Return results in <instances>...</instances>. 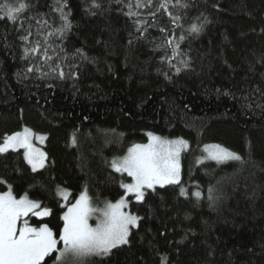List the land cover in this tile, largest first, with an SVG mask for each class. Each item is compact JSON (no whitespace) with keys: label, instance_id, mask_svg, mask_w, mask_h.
<instances>
[{"label":"trees","instance_id":"16d2710c","mask_svg":"<svg viewBox=\"0 0 264 264\" xmlns=\"http://www.w3.org/2000/svg\"><path fill=\"white\" fill-rule=\"evenodd\" d=\"M99 2L100 8L85 11L90 0H67L72 27L48 39L59 56L49 63L64 68L63 78L47 64V75L27 73L43 58L25 59L31 44L21 39L30 26V41L44 44L51 29L36 19L60 26L53 0H30L34 7L20 15L23 28L0 18V142L25 128L47 138L42 170L33 171L23 151L0 154V177L7 182L0 193L11 185L17 199L27 195L49 208V217H31L30 224H47L59 239L66 211L61 190L70 192V205L86 190L103 208L132 182L113 170L114 158L145 144L149 133L183 139L189 148L180 183L146 191L144 202L129 196L128 210L142 217L129 244L83 264H161L162 256L167 264H264V0H182L187 7L168 8L180 17L177 23L159 9L161 0L132 18L116 0ZM136 19L147 21L143 35ZM193 23L203 25L198 35L188 31ZM173 37L180 43L172 60L179 73L167 63L172 47L166 39ZM207 145L227 148L241 160L204 161ZM56 256L43 264H55Z\"/></svg>","mask_w":264,"mask_h":264},{"label":"snow or ice","instance_id":"6c2138e0","mask_svg":"<svg viewBox=\"0 0 264 264\" xmlns=\"http://www.w3.org/2000/svg\"><path fill=\"white\" fill-rule=\"evenodd\" d=\"M116 3L126 7L128 11L125 15L132 18L141 15L139 9L151 7L153 0H128L127 3H125V0H116ZM169 5L182 8L188 6L182 0H175V3H173V0H161L158 7L168 12ZM101 6L99 0H90V4H86L85 11L98 9ZM32 7L34 5L30 3V0H21L16 5L0 4V12L4 14L0 18H6L14 24L19 22L23 28L24 24L20 20V15L26 13ZM50 8L52 12L58 14L61 21L59 27L52 28L47 19L31 17V19H36V24L41 28L49 26L51 29L45 35L44 44L42 45L39 40L30 41V37L33 35L30 26L25 29L26 35L21 37L26 44H31L30 48L27 46L24 48L25 59L34 55H41L43 58V64L29 66L26 68V72L32 73L35 71L47 75L48 73L42 71L44 65L47 64L51 72H55L63 78L65 76L64 68L60 64L52 66L49 63L54 59H58L59 56L56 48L48 43V39L54 36L63 37L71 29L72 24L69 19L71 10L67 0H53ZM134 8L136 10H133ZM65 9L68 10L65 11ZM151 15L155 17L156 12H152ZM168 15L173 23L180 20L179 16H173L171 12H168ZM134 23L137 25L136 31L141 32V35H143L142 29L146 31L144 25L147 21L136 19ZM204 23H207L206 18ZM202 26V24L193 23L188 31L198 35L202 30ZM160 31L165 32L166 30L161 28ZM174 39L175 37L166 39L167 45L172 47V56L167 59V63L175 68L176 73H179L181 67L172 64V60L180 55V43L177 41L174 44ZM179 40H184V36H180ZM49 51L53 55H49ZM77 53L87 59L82 50L78 49ZM63 59H66V57ZM179 63L184 68L189 66L185 60H180ZM148 135L152 143L135 145L129 149L127 156L114 158L110 162V166L115 172L127 173L128 176L133 178V183L124 184L122 187L126 193L132 194L137 202H144L147 195L146 190L155 191L157 185L164 187L165 185L180 183V153L188 148V142L183 139L165 141L151 133ZM31 136L32 132L27 128L23 132L6 136L0 143V154L23 148L25 149L24 158L31 165L32 170L36 171L38 167L42 168L47 158L46 154L33 148ZM40 138L44 139V137ZM72 143H76L75 135L72 137ZM204 151L207 153L205 159L214 160L217 163L241 160L238 154L220 145L207 146ZM6 183L0 177V184ZM187 194V189L181 187L180 195L187 196ZM195 196L199 198L201 193L197 191ZM64 198L66 199V196ZM127 208L128 200L126 196H122L115 203L105 202L103 208H96L92 205L91 198L85 190L63 216L64 227L59 239H57L56 234L47 224L39 228L31 227L25 219L22 226L18 227L22 217H27L30 213L33 216L44 217L51 215V210L47 207L41 209L40 202L30 200L27 195L17 199L11 191V185H8V190L0 194V264H43L45 257L52 253H58V256L53 257L55 264H83L87 257L109 256L112 254L113 249L129 244L131 229L138 227L142 220L141 216L126 211ZM95 214H98L97 224L93 227L89 224V219ZM61 242L63 247L58 248ZM161 264H167V256L161 257Z\"/></svg>","mask_w":264,"mask_h":264},{"label":"rangeland","instance_id":"374dc122","mask_svg":"<svg viewBox=\"0 0 264 264\" xmlns=\"http://www.w3.org/2000/svg\"><path fill=\"white\" fill-rule=\"evenodd\" d=\"M27 129H29V128H27ZM21 132H23V131H21ZM31 132H32V136H31V143H32V146H33V148L34 149H36L37 151H39V152H43V153H45L46 154V157H47V153H46V151H45V147H46V142H47V138H46V136H43V135H37V134H35L32 130H31ZM154 135V134H153ZM155 136H158V135H155ZM40 137H44V139H41ZM158 137H160V139L161 140H165V141H175V140H173V139H168V138H164V137H161V136H158ZM147 142L145 143V144H138V145H147V144H150V143H152V140H151V138H150V136L148 135V137H147ZM0 143H2V142H0ZM207 146H210V145H207ZM207 146H205V148L207 147ZM134 147V146H133ZM132 147V148H133ZM188 148H189V145H188ZM188 148L187 149H184V150H182L181 151V153H180V166H181V172H180V181H181V178H182V156H183V154H184V152H186L187 150H188ZM205 148H204V150H205ZM13 150H10L9 152H12ZM16 151H23L24 153H25V149H23V148H20L19 150H16ZM129 152V151H128ZM8 153V152H7ZM4 154V153H3ZM127 155H128V153H127ZM126 155V156H127ZM207 156V153L204 151V157H206ZM203 157V160L204 161H213V162H216V161H214V160H210V159H205ZM229 161H232V160H229ZM226 162H228V161H226ZM217 163V162H216ZM222 163H224V162H222ZM29 165V164H28ZM46 165H47V158H46V160L44 161V166L41 168V167H38L37 168V170L36 171H39V170H42L43 168H45L46 167ZM30 167H31V165H29ZM114 170V169H113ZM122 174H126L127 175V173H122ZM128 176V175H127ZM128 177H130V176H128ZM131 178V180H132V182L131 183H133L134 182V180H133V178L132 177H130ZM131 183H127V184H131ZM172 185V184H171ZM165 186H168V185H165ZM156 187H160L159 185H157ZM125 190V189H124ZM146 191H148V190H146ZM0 194H2V193H0ZM63 194V195H62ZM59 195H60V198L62 199V201H63V203H64V205L66 206V211H65V213H64V215L67 213V211H68V209L70 208V207H72V205L75 203H73V204H69V201H70V192L69 191H66V190H61L60 191V193H59ZM66 196V199L64 198ZM124 196H126L127 197V200H128V197L129 196H133L132 194H128V193H126V191H125V195ZM134 197V196H133ZM79 199V198H78ZM134 200H135V198H134ZM136 201V200H135ZM137 202V201H136ZM91 203H92V201H91ZM115 203V202H114ZM93 205V204H92ZM94 206V205H93ZM95 207V206H94ZM42 209V208H41ZM129 209V201H128V208L126 209V211H129L128 210ZM97 215L98 214H95V215H93V216H91V218L89 219V224L91 225V226H93V227H95L96 226V224H97ZM31 217H35V218H37V219H44V218H47V217H49V215L48 216H44V217H37V216H33L31 213L27 216V217H22L21 218V221L18 223V227H21L22 226V224H23V220H27L28 221V223H29V225L31 226V224H30V218ZM31 227H33V226H31ZM134 228H132L131 229V231L133 230ZM122 246V245H121ZM63 247V245L61 246V247H59V245H58V248H62ZM53 254V253H52ZM52 254H50L49 256H51ZM49 256H47V257H49ZM47 257H45V259H44V261L46 260V258Z\"/></svg>","mask_w":264,"mask_h":264},{"label":"bare ground","instance_id":"6f19581e","mask_svg":"<svg viewBox=\"0 0 264 264\" xmlns=\"http://www.w3.org/2000/svg\"><path fill=\"white\" fill-rule=\"evenodd\" d=\"M42 205V204H41Z\"/></svg>","mask_w":264,"mask_h":264}]
</instances>
